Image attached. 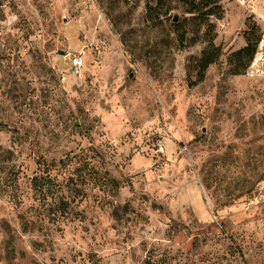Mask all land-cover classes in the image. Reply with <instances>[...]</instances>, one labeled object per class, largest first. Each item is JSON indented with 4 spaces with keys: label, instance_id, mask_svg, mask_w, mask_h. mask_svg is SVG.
I'll list each match as a JSON object with an SVG mask.
<instances>
[{
    "label": "rangeland",
    "instance_id": "1",
    "mask_svg": "<svg viewBox=\"0 0 264 264\" xmlns=\"http://www.w3.org/2000/svg\"><path fill=\"white\" fill-rule=\"evenodd\" d=\"M144 2L0 0V264H264V0H221L196 84Z\"/></svg>",
    "mask_w": 264,
    "mask_h": 264
},
{
    "label": "trees",
    "instance_id": "2",
    "mask_svg": "<svg viewBox=\"0 0 264 264\" xmlns=\"http://www.w3.org/2000/svg\"><path fill=\"white\" fill-rule=\"evenodd\" d=\"M144 9L145 20L152 28L165 29L166 34L163 37L165 44H169L171 34V39L179 49L200 40L206 43L196 62L197 77L192 84L203 80L208 66L218 63L222 55L220 46L214 43L216 35L214 20L223 16L221 0H145ZM243 37L245 44L228 56L233 74L245 71L254 58L260 41L259 26L256 22L247 23ZM0 126L5 127L1 123Z\"/></svg>",
    "mask_w": 264,
    "mask_h": 264
},
{
    "label": "built area",
    "instance_id": "3",
    "mask_svg": "<svg viewBox=\"0 0 264 264\" xmlns=\"http://www.w3.org/2000/svg\"><path fill=\"white\" fill-rule=\"evenodd\" d=\"M67 56H68L69 58H71V60H72V65H73V67L77 70L78 67H79L80 64H81V60H80L79 55H77V54L74 53V52H68V53H67Z\"/></svg>",
    "mask_w": 264,
    "mask_h": 264
}]
</instances>
